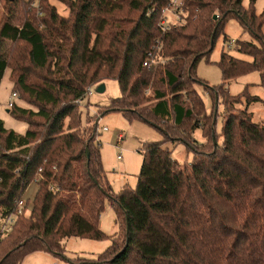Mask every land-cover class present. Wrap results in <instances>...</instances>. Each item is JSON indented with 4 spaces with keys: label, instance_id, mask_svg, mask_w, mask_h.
I'll return each mask as SVG.
<instances>
[{
    "label": "trees",
    "instance_id": "16d2710c",
    "mask_svg": "<svg viewBox=\"0 0 264 264\" xmlns=\"http://www.w3.org/2000/svg\"><path fill=\"white\" fill-rule=\"evenodd\" d=\"M32 1L0 0V87L11 67L12 92L37 108L15 102L9 109L26 118L24 133L0 118V264H21L34 252L62 255L72 236L107 237L100 228L106 199L119 225L120 213L125 217L124 232L110 236V247L96 258L77 257L85 263L264 264V118L254 120L249 107L261 98L248 85L239 95L227 87L256 70L264 88V10L257 13L256 0L249 7L244 0H185L184 14L167 24L161 18L168 0H39L42 14ZM53 1L66 5L68 15ZM231 17L255 41L228 40ZM222 34L251 59L224 49L216 62L224 79L216 88L196 69L202 57L210 60ZM112 78L120 97L83 120V98ZM202 84L216 111L206 108L197 89ZM113 111L163 135L140 150L137 187L116 193L98 127L100 116ZM197 129L204 141L195 138ZM179 142L193 159L173 157ZM33 182L32 207L5 233L6 218Z\"/></svg>",
    "mask_w": 264,
    "mask_h": 264
},
{
    "label": "rangeland",
    "instance_id": "374dc122",
    "mask_svg": "<svg viewBox=\"0 0 264 264\" xmlns=\"http://www.w3.org/2000/svg\"><path fill=\"white\" fill-rule=\"evenodd\" d=\"M59 11L63 15H68L69 8L59 1H53ZM244 7H249L250 0H244ZM256 11L258 14L264 10V0H256ZM1 18L5 13L3 10V3L0 2ZM0 18V19H1ZM169 19H176L178 17L171 15ZM16 24L20 23L15 21ZM224 33L227 34L228 40H242V41H255L250 32L244 31L240 20L236 17H231L230 20L225 25ZM224 41V34H222L216 42L215 50L212 52L210 60L206 57H202L197 63L196 73L199 78H203L212 87H219L223 82L222 69L219 63H216L220 58L222 51H228L233 55L243 58L251 59L248 54H244L238 50L235 43H230V41ZM6 76L4 77L1 87H0V118L5 122L6 127L15 129L20 133H24L27 129V123L24 120L17 119L13 114H11L8 109H10L8 103L11 97L12 91H16L15 81H14V70L10 67L7 69ZM261 77L258 71L252 70L247 72V74L238 76L232 79L229 83L228 90L231 95L242 94L248 85V90L252 94L258 95L261 101L253 102L250 104V110L254 112V120L260 121L264 118V88L260 85ZM205 84L198 85L197 89L199 93L202 94L205 100L206 108L209 112L216 111L214 107V97L205 88ZM105 90L98 91V85L93 86L89 93L83 98L82 101V112H84L83 120L86 119L88 113L90 115L95 114L98 116L100 109L99 107H106L111 104L113 98L120 97L121 88L119 81L112 78L105 82ZM222 95H225L222 91ZM17 104L21 107L32 108L37 110L36 106L29 103L25 99H17ZM215 108V110L213 109ZM218 116L216 120V131L219 141H223L222 131H223V112L224 106L219 99L217 105ZM98 111V112H97ZM215 114V112H213ZM36 120H41L40 118H35ZM99 127V139L102 142L101 154L103 156L104 168L107 171L108 180L110 186H112L113 191L120 192L124 187L136 188L138 183V176L141 172V167L143 163V155L140 150L144 148V144L149 141H159L162 138V132L158 130L155 126L150 125L147 122L140 120L130 121L122 112L113 111L100 116L98 121ZM107 128V129H106ZM120 135L123 137L120 138ZM195 138L199 141H204V133L201 129H197L194 132ZM172 154L174 158L181 160L183 162L190 161L193 159V151L188 148L184 142H179L172 148ZM37 183H31L26 191L25 200H29V209L32 207V200L38 190ZM105 207L101 213L100 228L105 231L107 237L102 238V240H97L93 238H80L72 236V238L66 239L65 248L66 251L62 255H54L52 253L34 252L28 254L24 258L21 264H74L71 259L75 258L76 262L79 264H92L90 262L85 263V259H78L77 257H85L86 259H93L97 256L103 254L111 244L110 236L117 234L118 232H124L125 217L120 213L119 225L117 221V210L113 205L112 201L109 199L105 200ZM121 226V229H120ZM109 236V237H108ZM2 248H0V255L2 253ZM88 261V260H87Z\"/></svg>",
    "mask_w": 264,
    "mask_h": 264
},
{
    "label": "built area",
    "instance_id": "2783aa9c",
    "mask_svg": "<svg viewBox=\"0 0 264 264\" xmlns=\"http://www.w3.org/2000/svg\"><path fill=\"white\" fill-rule=\"evenodd\" d=\"M31 4L33 7H36V9H38L39 14H42V9L39 4V0H33ZM184 10H185V0H168V6L162 10L161 20L163 21V23L166 24L169 23L170 14L177 16L179 19V17L184 14ZM17 98H18L17 93L12 92L11 97L9 99L10 101L8 103L10 108L14 106V103L16 102ZM17 204H18L17 209L14 212H12V214H10L9 217L6 218L5 225L3 227V231L5 233H10L12 231L18 215H21L23 212L26 211V209L29 208V204L27 203V200H25V198L19 200Z\"/></svg>",
    "mask_w": 264,
    "mask_h": 264
},
{
    "label": "water",
    "instance_id": "95a60500",
    "mask_svg": "<svg viewBox=\"0 0 264 264\" xmlns=\"http://www.w3.org/2000/svg\"><path fill=\"white\" fill-rule=\"evenodd\" d=\"M215 17H217V16H215ZM105 87H106L105 83L100 84L98 86V91H104L105 90Z\"/></svg>",
    "mask_w": 264,
    "mask_h": 264
},
{
    "label": "crops",
    "instance_id": "0c3cea01",
    "mask_svg": "<svg viewBox=\"0 0 264 264\" xmlns=\"http://www.w3.org/2000/svg\"><path fill=\"white\" fill-rule=\"evenodd\" d=\"M8 111H9V109H8Z\"/></svg>",
    "mask_w": 264,
    "mask_h": 264
}]
</instances>
